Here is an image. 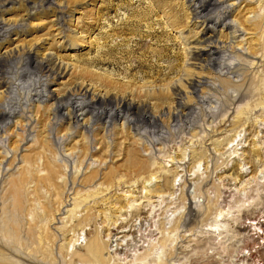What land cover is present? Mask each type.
I'll return each mask as SVG.
<instances>
[{
	"label": "rangeland",
	"instance_id": "374dc122",
	"mask_svg": "<svg viewBox=\"0 0 264 264\" xmlns=\"http://www.w3.org/2000/svg\"><path fill=\"white\" fill-rule=\"evenodd\" d=\"M184 1L0 0V20L8 28L0 55L11 50L0 63V111H15L0 125V222L11 210V198H2L22 171L43 175L37 171L50 163L66 174L55 178L66 184V203L53 220L38 224L51 221L52 241L44 247L56 260L37 255L39 263L82 264L72 253L84 255L90 237H97L107 264H264V241L253 239L249 227L264 218V181L256 180L264 174V37L253 26L260 20L264 26V0H222L230 11L225 24L236 33L216 19L204 25L190 19ZM205 27L215 29L219 64L188 66L187 43L207 33ZM28 54L63 68L64 76L47 78L46 92L61 96L85 87L125 97L145 105L157 123H96L80 112L73 123L68 108L54 114L53 100L33 96L41 73L27 63ZM190 78L203 82L195 94L187 87ZM177 91L187 109L175 104ZM132 164H150L153 178L144 182L145 173ZM27 185L25 200L33 198L34 183ZM40 190L46 200L34 203L38 214L49 196ZM76 191L94 195L74 208ZM218 210L229 213L217 221L221 240L205 230ZM25 213L16 218L21 241L30 220ZM86 214L87 225L78 226ZM215 252L224 257L217 260Z\"/></svg>",
	"mask_w": 264,
	"mask_h": 264
},
{
	"label": "bare ground",
	"instance_id": "6f19581e",
	"mask_svg": "<svg viewBox=\"0 0 264 264\" xmlns=\"http://www.w3.org/2000/svg\"><path fill=\"white\" fill-rule=\"evenodd\" d=\"M48 1L49 0H45V2H48ZM184 2L185 4H188L187 7L191 11L189 14V18L194 20L195 22H199L200 24H203V25L206 22L207 23L209 22L210 24L212 23L214 24V22L211 23L210 21L212 19L215 21L216 19L218 24L224 25L225 29H231V28L235 29L234 31L235 33L236 31H238V29H236V27H234L232 24L230 23L225 24V22L229 18L230 11H228L229 7L224 6L222 0H185ZM63 20L64 18L62 17V15H60L56 18L55 21H56V24L59 25L63 22ZM239 26H241V24H239ZM253 26L255 30L262 29L261 35H263L264 37V26L262 25L261 20L257 21ZM4 27H5V24L3 23V21L0 20V37H2L3 32H8V28L5 29ZM206 29H207V33L201 34L197 38L191 39V43H193L194 45L193 47H190L191 43H189L188 42L189 40H187L189 44L187 43L185 52L189 53L190 51H192V53L189 54L192 57L190 56L191 62L187 64L188 66H191L194 68L196 67H201V68L211 67L212 68L214 65L219 64L218 55L220 51H219V47L217 46L218 43H217L216 36H215V29L211 27L209 28L207 27ZM72 48H74V46ZM61 50H66V48L63 47L61 48ZM9 51L5 52V54L3 55H0V63L2 62L5 55L9 54ZM27 63L29 64L33 63L34 67L38 69L39 73H41V76L34 82L35 88H33V91H34L33 96L37 97V99H42L43 97H45V98H48L49 100H53L52 104H53L54 114L62 111L64 108H68L69 109L68 119L72 121L75 120V123L77 120V115H76L77 112H80L79 115L81 114H83L84 116L89 115L92 121L96 123L102 122V121L110 123V122L116 121L117 119H123L129 124L148 123L153 126L158 121L157 120L158 116L150 113L146 109L145 105L142 106V105L134 104L135 101L133 102L132 99L128 100L125 97H121L119 99V98H116V96H111L109 94H105L104 96H101L99 94H94V93L91 94L89 90L86 89L85 87H78L76 94H69L68 92H66L65 94H62L61 96L53 95L50 92H46L45 90L46 88L42 89V87H45L46 85L45 82L47 81V78H51L52 80H54L57 77L64 76L65 73L63 71V68L60 66L58 67L54 66L52 60L49 57L43 58L41 60H37L35 56L32 57V55H29V54L27 55ZM27 63H26V66L28 67ZM43 77L45 78V80L40 79ZM201 84H203L202 81L196 80L194 78H190L187 82V87L188 89L189 88L191 89L193 94H195L196 88L200 86ZM37 85L39 86L37 87ZM118 87L121 88L122 86H118ZM89 93L91 95L88 99ZM181 95H182L181 92L177 91L176 98H178V100H176L175 104L177 105V107H180L181 110H184V109H187L189 106L187 104L182 103L181 100H179L181 99L180 97ZM162 98H163L162 95H160L158 99L156 100L158 101ZM14 112L15 111L13 110L5 109V108L4 110L0 111V125L1 124L6 125L11 115ZM238 114L239 115L243 114V111L242 110L239 111ZM83 128L85 130L89 129V127L85 125L83 126ZM130 168L136 169V171L138 172L145 173L144 182L153 178L155 174V170L150 169L151 168L150 164H147V165L146 164H132ZM41 171L44 172L43 175H37V174L34 175L32 173V170H28V169H25L24 171H22L18 178L10 182L9 188L6 194L4 195V197L2 198L4 202L8 197L11 198V202L9 204L11 206V210H9L10 214L8 216L3 217L0 222V227H1L0 230L3 232V241L0 242V264H9L8 261L11 263L17 264L18 263L17 260H20L22 264H42L38 262L37 255L42 256L43 261L49 256L50 257L53 256L52 259L56 260V257L54 256L51 250L52 248H50L49 250V248L44 247L46 242L52 241V235L49 233V230H50L49 223H51V221H49V223L44 226L38 227V224L42 220H46V219L53 220L55 218L56 213L60 212L61 210L60 207H62L64 203H66L63 197L66 184L55 182V178H58L61 175H66V174H62L63 172L60 173V171L55 170V168L50 163L42 164L41 169H39L37 172H41ZM91 178L94 180L93 176L87 179L90 180ZM256 180L258 183H262L264 181L263 172L259 173V175L256 177ZM28 183H31V184L34 183L33 185L34 190L32 191L33 198L31 197L32 199L29 198L25 200L23 189ZM63 184H64V187H63ZM110 184L112 183L109 182V185ZM49 188L51 189L49 190ZM40 189H45L46 192L49 193V196L46 202H44L43 200V202L39 203L42 213L38 214L35 210L34 203L38 202L40 198H45L44 195H40L39 193V191H41ZM73 194H75L74 196L75 198L73 199L74 208L87 202L88 199L94 195L92 194V192L82 195L81 192L79 191L78 192L76 191ZM262 194H264V192ZM65 197H68V196L66 195ZM26 201L30 202L28 209L24 207V202ZM9 205L8 206L4 205L2 207L3 214L7 213V208H9ZM88 210L90 209L88 208ZM23 213H25L24 214L25 216L30 217V220H27V218L25 220L26 221L25 224L27 225L25 241L26 242L29 241L30 247L26 245L25 241H21L20 234L22 233V228H21L22 224L20 220L18 221L16 219L18 218V215H21ZM228 214L229 213L227 211L225 212V210L224 211L218 210L217 213L215 214L216 222L212 225H208L207 228L205 229L206 231L213 234L211 235L213 238H220V240L225 238L224 235H221L223 232L222 226L217 221L221 220V218L227 216ZM89 216H90L89 214H86V216L80 219L78 221V226H81L82 224L87 225L86 223L90 219ZM228 217H232V216L230 215ZM262 217H264L263 214H262ZM262 220L263 221H257L256 223H254V221L252 220L251 223L249 224L250 225L249 227H251V230L254 231V233L250 235L252 237L255 235L253 239L260 238L262 241H264V218H262ZM120 227L121 228L124 227L123 223H120L118 225V228ZM177 227L178 225L175 224L172 227L173 231ZM258 235H261V237H259ZM77 240L78 239L76 238L75 241ZM163 241L165 240H162V242ZM166 241H169V240L166 239ZM221 243H223V246L221 248L222 249L225 248V245H224L225 243L224 242H221ZM23 246H26L25 251H26V248L29 250V251L27 250L28 253L25 256H22V254L20 253L21 252L20 248H22ZM102 251H103V244L99 241V239L97 237H90V241L86 245V253L84 255H81L78 253V251L75 250L72 253V256H74L76 260L80 261L82 264H107V262H105V260L102 258ZM229 255H227L228 259L226 261H229V263L234 262L235 256L233 255L229 256ZM249 255L251 258V254ZM216 256H217V253H216ZM223 257L224 256H221L220 253H218L217 260ZM44 263L45 262H43V264ZM254 263L260 264L261 262L256 260ZM158 264H163V263L159 262Z\"/></svg>",
	"mask_w": 264,
	"mask_h": 264
},
{
	"label": "built area",
	"instance_id": "2783aa9c",
	"mask_svg": "<svg viewBox=\"0 0 264 264\" xmlns=\"http://www.w3.org/2000/svg\"><path fill=\"white\" fill-rule=\"evenodd\" d=\"M260 264H262V262Z\"/></svg>",
	"mask_w": 264,
	"mask_h": 264
}]
</instances>
